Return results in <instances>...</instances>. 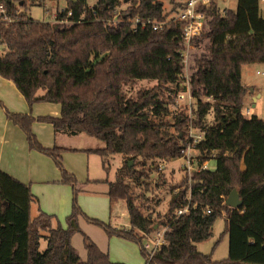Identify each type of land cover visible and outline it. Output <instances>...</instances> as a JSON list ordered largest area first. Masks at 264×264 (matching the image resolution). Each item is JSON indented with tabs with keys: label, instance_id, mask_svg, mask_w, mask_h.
I'll use <instances>...</instances> for the list:
<instances>
[{
	"label": "trees",
	"instance_id": "1",
	"mask_svg": "<svg viewBox=\"0 0 264 264\" xmlns=\"http://www.w3.org/2000/svg\"><path fill=\"white\" fill-rule=\"evenodd\" d=\"M59 1L0 0V76L14 83L29 106L59 104L58 118L36 120L51 124L54 133H80L97 140L100 146L85 152L99 155L104 169V157L128 158L114 181L107 182L106 195L110 208L124 202L129 228L117 229L88 218L77 204L81 186L61 163L66 149L42 147L31 132L35 118L7 114L24 132L28 148L51 158L61 182L71 188L72 201L65 228L39 210L31 217V204L37 200L28 185L0 171V264H121L111 262L107 252L85 235L86 257L80 259L71 244L73 235L80 232V219L101 227L107 236L137 244L143 264H264V119L242 113L248 89L241 82L243 66L264 65V18L258 0H237L234 10L222 13L214 3L201 9L205 29L191 40L190 52L205 57L187 62L186 79L180 22L170 30L156 31L107 22L124 0H96L92 9L88 0H65L71 10L65 25L26 13L30 7L44 9ZM126 3L122 11L126 18L156 20L168 18L180 6L173 1L167 15L160 0ZM54 13L58 21L65 20L59 9ZM142 80L155 84L126 97L124 87ZM186 82L193 101L192 125L204 132L196 145L199 160L213 154L215 168L194 172L189 199L186 188L174 193L165 221L158 222L134 203L125 179L146 178L155 168L137 171L138 159L153 163L180 157L188 117L184 112L171 113L168 106L186 91ZM169 116L171 122L166 120ZM128 161L134 165L129 167ZM232 190L241 201L236 208L225 204ZM187 204L188 212L175 217L174 212ZM207 208L209 214H205ZM222 214L227 257L214 261L195 245L210 237L214 221ZM161 226L164 244L149 254L142 242ZM40 240L46 242L42 250Z\"/></svg>",
	"mask_w": 264,
	"mask_h": 264
},
{
	"label": "crops",
	"instance_id": "2",
	"mask_svg": "<svg viewBox=\"0 0 264 264\" xmlns=\"http://www.w3.org/2000/svg\"><path fill=\"white\" fill-rule=\"evenodd\" d=\"M249 66H254L255 76H262L257 75L256 72H263L264 69L261 67L264 65ZM243 67L241 82L248 89L245 101L256 103L261 93L255 95L250 80H242ZM245 113H249L248 109ZM7 114L29 115L35 118L31 123V132L40 145L44 148L58 146L66 149L61 153V163L65 171L72 175L81 186L77 197L80 209L88 218L104 220L106 207L109 206L106 195L107 182L114 181L118 169H115L109 180L107 178L111 166L109 161L113 155L107 157V169H104L103 160L99 155L85 152L87 149L100 146L97 145L96 140H92L94 138L80 133L75 135L54 133L51 124L36 120L41 117L58 118L59 104L39 102L29 106L14 83L0 76V171L28 185L31 194L37 200L31 204V217L36 216L39 210L62 221L70 213L71 188L61 182L60 172L51 158L28 148L24 132L9 120ZM118 156L123 158L122 155ZM103 173L106 179L100 176ZM109 209L111 210L110 206ZM62 228H65L63 224ZM121 228L125 227L121 226Z\"/></svg>",
	"mask_w": 264,
	"mask_h": 264
},
{
	"label": "rangeland",
	"instance_id": "3",
	"mask_svg": "<svg viewBox=\"0 0 264 264\" xmlns=\"http://www.w3.org/2000/svg\"><path fill=\"white\" fill-rule=\"evenodd\" d=\"M96 0H88L87 4L89 6H93ZM163 4L164 13L169 14L170 10L172 9L173 1L178 2L179 0H160ZM237 0H216V8L217 10L222 13L225 9H235ZM128 3L123 2L117 8L121 11L125 10ZM66 6L65 0H60L58 3H48L46 4L45 8L49 10L51 14L54 13L55 9H62ZM260 15L264 18V9L260 7ZM27 15L31 18L38 19V20H47V18L43 14V9L38 7H30L27 10ZM170 16V15H169ZM168 16V17H169ZM48 19H50L48 17ZM191 53V52H190ZM192 58L189 61H194L197 59H202L205 56H198L197 54H191ZM200 55V54H199ZM188 61V62H189ZM187 64L184 67V74L186 71L187 74ZM264 69V67H261ZM244 72L242 73V80H250L251 86L254 88V94L257 95L261 93L260 99L255 102L248 100L245 101L242 113L246 117L256 116L259 118H264V75L258 77L254 75V66H246L243 67ZM260 82V84H259ZM155 84L154 81H136L133 84L127 85L124 87V94L126 97H135L136 92L138 90H143L152 87ZM192 100H187L185 97L184 99H179L178 97L175 98L174 104H169V110L173 114L184 112L185 115L188 117V126H187V133L185 135V139L182 142L181 146L187 140L189 135L190 127H192V133L194 134L197 132V129L194 128L192 125L193 113H192ZM254 105V106H252ZM248 109L249 113H245V110ZM172 116V115H171ZM171 116L167 117L166 120L168 122L172 121ZM207 120L211 122L212 114L209 113L207 116ZM173 133V129L170 130ZM95 141V139H92ZM97 141V140H96ZM97 145L100 143L97 141ZM109 158V157H108ZM192 158V159H191ZM201 156H198V153L191 152V157L189 161L191 166L186 168L185 162L182 158H174L164 160V162H160L161 160H154L153 163L151 160L146 161L145 163L141 160H137L135 162L134 168L137 171H142L143 169H148L149 167L155 166L149 171L148 176L146 178L140 177L138 180L133 181L131 179H125V183L129 186L133 198L134 203L139 205L140 210L144 215H150L154 221H165V217L167 214V207L168 203L172 198V195L179 190L182 189H189L191 183V175L194 173L198 167V164L204 163L207 159L201 161L199 160ZM105 163L108 162L107 157L103 158ZM128 158H120L118 154L113 155L112 159L109 161L110 163V170L107 178L110 180L112 178V174L115 172L116 168H120L122 163L126 161ZM130 163V167L134 165L132 161H128ZM194 163L195 165H193ZM144 164V165H143ZM213 164H211L212 166ZM161 169H159V168ZM98 171V168H97ZM192 172V173H191ZM106 179V175L103 173L100 175ZM176 187V188H175ZM78 197V196H77ZM71 201H72V192H71ZM78 204V202H77ZM79 206V204H78ZM105 219H97L98 221L108 223L113 228L119 229H127L129 222L126 213L125 204L123 201H117L112 204L111 210L107 205L105 210ZM55 220L64 227H66V217L63 220H59L55 217ZM124 226L125 228H121ZM156 228V226H155ZM225 228V218L224 215H220L214 221L211 227V235L208 239L196 243V249L198 252L202 254H211V258L214 261H219L225 259L227 257V250H228V239L226 235H223ZM79 229L80 232H77L73 235L71 244L76 250L78 256L81 260H85L86 252L83 247V237L87 236L99 249H102L103 252H107L110 261L113 263H123V264H143L144 260L141 256L139 247L137 244L125 240L123 238L117 236H107L104 230L96 226L94 224L88 223L82 219L79 221ZM163 227H159L156 231H154L149 236V240H153L156 237V233L161 231ZM46 242L44 240H40V249H44Z\"/></svg>",
	"mask_w": 264,
	"mask_h": 264
},
{
	"label": "built area",
	"instance_id": "4",
	"mask_svg": "<svg viewBox=\"0 0 264 264\" xmlns=\"http://www.w3.org/2000/svg\"><path fill=\"white\" fill-rule=\"evenodd\" d=\"M177 3L180 4V6L170 15L168 18L164 20H156L154 18L148 17V18H139V17H133V18H126L123 14L122 11L119 10L117 7L114 9L111 17L107 20V22H126L130 23L132 27L136 30V28L143 29L145 27H150L152 30H170L172 29L173 25L175 22H180L182 25V36H183V46L184 49L181 52V57L184 63V67L187 64V62L192 58V55L190 51L193 49V44L191 40L194 37L199 36L205 29V16L203 9H207L208 7L211 6V3H215V0H179ZM259 7H262L264 9V0H258ZM93 6H89V9H92ZM60 13H64L66 15L65 20L58 21L56 19V14L53 13L51 14L47 8L43 9V14L47 18V21L49 23H54V22H60L62 25H65L68 23L67 17L71 15V10L67 9V7H63L62 9H59ZM48 17L50 19H48ZM257 75H264L263 72H256ZM186 71L184 74V79H186ZM179 99H184V97L189 101L191 100L189 91H188V86L186 82V91L185 92H180L177 94ZM192 127H190L189 135L187 137L186 142L184 145L180 147L179 150V158H182L183 161L185 162L186 168H189L191 166V163L189 161V158L191 157V152H199L196 148V145L203 140L204 137V132L197 129V132L194 134L192 133ZM196 129V128H195ZM192 159V158H191ZM160 162H164V160H161ZM195 165L194 163H192ZM211 164H213L211 166ZM159 168V167H158ZM215 168L214 164V159H213V154L210 156L209 159H207L206 162L204 163H199L198 167L195 171L192 172H198L202 170H207V171H213ZM161 169V168H159ZM191 172V173H192ZM190 189V188H189ZM189 189L187 190L186 197L189 199L190 193ZM194 207V206H193ZM189 210V204L177 209L174 212L175 217H179L181 215H184L188 212ZM210 210L207 208L205 210V214H209ZM164 231V227L161 231H158L156 233V237L153 240H149L150 235H145V239L142 242L141 247L149 254H152L155 250L159 249L161 245L164 244V240L162 238V234Z\"/></svg>",
	"mask_w": 264,
	"mask_h": 264
},
{
	"label": "water",
	"instance_id": "5",
	"mask_svg": "<svg viewBox=\"0 0 264 264\" xmlns=\"http://www.w3.org/2000/svg\"><path fill=\"white\" fill-rule=\"evenodd\" d=\"M123 2H126V0H124ZM129 167H130V163H129ZM240 203L241 201L239 199L238 193L235 190H232L229 193L225 204L229 207L236 208L238 205H240Z\"/></svg>",
	"mask_w": 264,
	"mask_h": 264
}]
</instances>
